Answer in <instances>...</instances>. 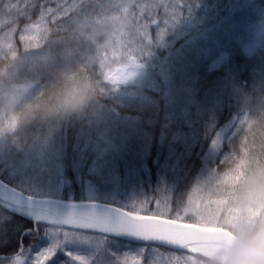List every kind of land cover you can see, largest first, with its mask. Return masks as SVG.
Returning a JSON list of instances; mask_svg holds the SVG:
<instances>
[{"label":"trees","instance_id":"16d2710c","mask_svg":"<svg viewBox=\"0 0 264 264\" xmlns=\"http://www.w3.org/2000/svg\"><path fill=\"white\" fill-rule=\"evenodd\" d=\"M165 2L166 0L158 2L161 6L150 16L143 13V21L148 22L153 17L158 21L164 20L162 4ZM170 2L177 10L182 11V15L187 12L192 14L193 10L200 12L203 24L194 30L203 27L200 32L205 34L204 37H187L171 47H164L162 42L152 36L149 44L147 43V54L142 59L146 64L145 75L141 78V84L133 87L140 88L146 100L120 106L113 104L104 95L95 106V114L87 121L80 119L61 123L65 134L61 139V162L65 178L70 179L74 185L76 177L83 176L85 169L91 167L92 156L95 155L89 148L78 149L83 142L78 137L79 132L89 127L92 130L104 129L102 124L105 122L115 138L112 151L105 153L95 164L96 169L103 171L101 180L108 183L106 178L111 171L128 185H146L147 192L156 197L155 180L162 179L163 188L168 191L175 210L177 199L184 197L195 180L206 174L207 169L223 171V156L216 158L217 153L210 149L217 130L234 116L243 113L245 101L264 95V47L251 58L246 57L240 49L241 44L261 21L264 0ZM136 12L140 14L139 9ZM38 17V9L33 10L32 21L35 22ZM26 22L25 17H20L19 26L23 27ZM210 50L215 55L219 52L227 53L224 65L209 69L215 59ZM99 106H114L119 117L113 118V115L105 113ZM45 129L44 125H31L21 130L17 137L23 139L24 135ZM229 150L227 145L223 147L224 152ZM6 176V173H0V180L33 196L27 194V190L28 193L32 190L15 185ZM149 181L152 190L148 187ZM41 196L33 197L45 198ZM56 199L87 201L81 199L77 192L70 200L65 193ZM0 224L7 225L6 231L0 233V264L7 262L20 248L24 249L26 256L34 257L38 248L46 242V230L57 228L24 216L1 202ZM101 237L132 247L146 248V245ZM105 255L109 254L104 253L100 261H94V264H117L115 256ZM175 255H180V252L176 251ZM137 262L146 264V259L141 256ZM56 264L71 262L58 253Z\"/></svg>","mask_w":264,"mask_h":264},{"label":"clouds","instance_id":"9594fccd","mask_svg":"<svg viewBox=\"0 0 264 264\" xmlns=\"http://www.w3.org/2000/svg\"><path fill=\"white\" fill-rule=\"evenodd\" d=\"M71 2V13L52 22L41 15L34 29L19 20L40 0H0V143L31 125L52 134L61 123L87 121L122 54L144 55L143 25L133 27L129 12L137 0ZM235 137L223 171L198 177L178 205L181 212L190 202L216 208L218 219L206 223L222 237L211 252L193 251L186 264H264V95L245 101Z\"/></svg>","mask_w":264,"mask_h":264},{"label":"rangeland","instance_id":"374dc122","mask_svg":"<svg viewBox=\"0 0 264 264\" xmlns=\"http://www.w3.org/2000/svg\"><path fill=\"white\" fill-rule=\"evenodd\" d=\"M162 1L163 0H158V2ZM12 3H17V0L12 1ZM51 6L54 7L55 4L53 3ZM162 10L165 19L169 21L168 25L165 24V19L158 21L155 17L149 19L148 22L142 21V23L147 24L145 36L147 43L152 36L158 38V35L161 33H163V38L158 42H162L164 47H171L176 44V42L184 40L187 37L188 39L204 37L205 34L200 32L203 27L199 30H194L203 24V17L200 12L193 10L192 14L187 12L182 15V11L177 10L170 0H166V2L162 4ZM133 11L136 12L137 9H133ZM177 19H179L178 22L170 27L171 23L175 22ZM199 42L200 41H198V43ZM263 44L264 13L261 15V21L257 25L256 31L249 34L245 43L243 42L241 44L240 49L242 52L251 53L257 48H261ZM197 47L198 46H196V48ZM210 51L212 57L215 58L213 64L210 65V68H218L224 65L227 60V53L219 52L215 55L214 51ZM146 54L147 49H145L144 55L140 58H136L140 67L135 71V74L131 76V78L116 86L108 84L102 85V87L106 89V97L113 104L123 106L127 103H139L146 100V96L140 88H133L134 86L141 84V78L145 75L146 64L142 59H144ZM123 67L124 65L118 62L113 65L111 73L113 75H122L123 73L120 72V70ZM99 108L104 109L105 113L113 115V118L119 117V113L114 109V106H99ZM242 115L243 113H239V115L234 116L230 122L220 127L217 130L215 137L219 136L223 139L225 134L228 133L230 129H233L238 123ZM102 125L105 126L104 129L100 128L99 130H92L89 127L85 131L79 132L78 137L83 139V142L80 143L78 149L80 150L81 148L83 150L89 148V150L91 149L95 155L94 157L92 156L91 167L87 168V170L85 169L83 176L79 175L76 177V183L74 185L70 179L65 178L64 176V166L61 162V158L63 157L61 139L62 136L65 137V134L62 130L63 126L61 127V125L52 134H48L46 128L45 130H39L24 135L23 139L18 136L14 142L0 143V173H6V177L13 181L15 185L35 191L28 193L27 190V194L33 196L42 195L47 198H61L65 193L70 200L77 192L83 200L109 203L125 209H128L133 205H139L141 202L147 200L151 201L148 207L154 208L157 197L161 195L169 196V193H167L168 191L163 188L164 180H155L156 185L154 189L156 191V197H153L152 194L147 192V189L145 188L146 185H128L125 180L122 182V180L111 171L108 172L109 177L106 176L108 177L106 178L108 183L101 180L103 178V171L96 169L95 164H97V161L105 153L112 151L115 138L113 131L108 129L105 122H103ZM77 141H79L78 138ZM210 149H212V147H210ZM95 178H98L99 180H95ZM148 184V187H150V181ZM150 189L152 190L153 188L150 187ZM55 230L56 228H48L46 230V242L43 246L38 248L39 250L37 252L49 247L54 242L56 238L52 235V232ZM70 235L73 238L66 241L61 246L62 249L70 251L73 256L82 258L86 261V264H94V261L99 262L100 257H102L104 253L109 254L105 255L106 257L112 255L118 260L126 256L128 264H141L140 262H137V259L141 256L138 257L136 255L141 248H145L143 246L132 247L130 245L106 240L101 236L78 232H73ZM58 253L64 255L63 251H58L57 254ZM147 255L151 256V253L149 252ZM66 258L71 264H73L68 257ZM4 264H7V262Z\"/></svg>","mask_w":264,"mask_h":264},{"label":"snow or ice","instance_id":"6c2138e0","mask_svg":"<svg viewBox=\"0 0 264 264\" xmlns=\"http://www.w3.org/2000/svg\"><path fill=\"white\" fill-rule=\"evenodd\" d=\"M53 3L55 4L54 7L51 6ZM160 6L157 0L155 2L137 0L129 9L133 27L143 25L146 36L147 24L142 23L143 13H148L150 16ZM73 7L71 0H60L59 7L55 0H40L37 6L27 10L25 18L28 22L26 23H31V26L36 29L39 27L37 22L41 15L45 16L46 21L52 22L55 17H62L71 13ZM25 8H27L26 5ZM36 9L39 11V17L33 22L31 12ZM133 9H139L140 14L138 15ZM178 20L172 22L170 27L174 26ZM55 23L57 25L62 23V19L55 20ZM165 24H169L167 19H165ZM162 38L163 33L158 35L157 41ZM136 58L138 56L134 51H125L119 61L124 65L120 70L123 74L113 75L109 71L104 77L105 80L112 86H116L131 78L140 67ZM237 124L225 134L223 139L219 136L212 139L211 147L217 153L216 158L226 153L223 151L225 145L229 148L232 145L236 138ZM206 173L211 176L212 169H207ZM180 200L177 199L175 210L172 207L171 198L167 195H161L156 198L154 208L148 207L151 201L147 200L128 209L116 210L111 217L98 216L94 211H89L84 215H69L60 221L49 220V223L58 225L56 230L52 232L56 238L54 242L49 247L35 253L34 258L26 256L24 249L20 248L17 253L11 255L7 264H56L58 251H63L64 256L68 257L73 264H86L82 258L73 256L70 251L62 249L61 246L73 238L70 235L73 232L95 231L105 234H126L144 241L146 248H141L136 256H144L146 264H186L191 255L185 254L184 250L186 253H192L195 250H201L205 253L211 252L222 243V237L213 234L206 223L218 219L216 208L207 204L201 205L199 202L195 204L190 202L189 206L181 212L178 208ZM46 219V217H37V221ZM6 229V224H0V233ZM216 231H220V229H216ZM162 248L164 249L163 252L161 251ZM176 250H181L180 255H175ZM149 252L151 256L147 255ZM117 264H128L126 256L120 258Z\"/></svg>","mask_w":264,"mask_h":264},{"label":"water","instance_id":"95a60500","mask_svg":"<svg viewBox=\"0 0 264 264\" xmlns=\"http://www.w3.org/2000/svg\"><path fill=\"white\" fill-rule=\"evenodd\" d=\"M0 202L7 205L12 210L33 218L37 221V217H46V220H40L44 223H48L55 227L56 224L49 223V220L60 221L68 217L69 215H84L89 211H94L98 216H113L116 210L123 208L109 204L100 203L94 201H61L55 198H38L26 195L14 187L9 186L5 182L0 180ZM92 235H101L110 239L122 240L132 244L146 245L142 240L126 234H105L100 231L95 232H82ZM180 252L181 250H176ZM186 252V250H184ZM195 255L193 253H190Z\"/></svg>","mask_w":264,"mask_h":264}]
</instances>
